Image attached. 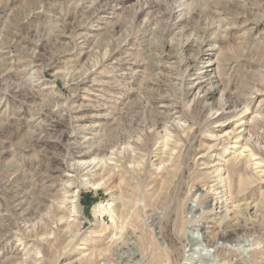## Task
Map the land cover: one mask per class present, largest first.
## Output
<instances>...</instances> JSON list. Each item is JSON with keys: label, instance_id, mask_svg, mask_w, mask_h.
I'll use <instances>...</instances> for the list:
<instances>
[{"label": "rangeland", "instance_id": "rangeland-1", "mask_svg": "<svg viewBox=\"0 0 264 264\" xmlns=\"http://www.w3.org/2000/svg\"><path fill=\"white\" fill-rule=\"evenodd\" d=\"M244 107L257 117L251 145L264 147V0H0V264H96L123 225L139 234L152 215L172 264L186 263L195 246L175 225L188 191L209 179L205 168L220 165L229 146L219 139ZM129 146L139 158L120 155L124 168L94 176L104 187L69 172L72 158L106 161ZM155 154L166 171L152 166ZM65 175L81 205L69 224L48 213ZM254 182L258 226L218 264H264ZM112 201L128 206L115 222L98 208ZM237 244L257 251L239 254Z\"/></svg>", "mask_w": 264, "mask_h": 264}, {"label": "bare ground", "instance_id": "bare-ground-1", "mask_svg": "<svg viewBox=\"0 0 264 264\" xmlns=\"http://www.w3.org/2000/svg\"><path fill=\"white\" fill-rule=\"evenodd\" d=\"M249 108L244 107L240 108L239 110L237 109L238 112H233L232 117L236 119H234L235 121L231 123L233 125L231 126L232 129L229 132H225L223 134V138L219 139L220 142L218 143L219 145L229 146L223 148L220 151V153L222 154V161L220 165L214 164L209 168H205L204 176H207L209 178L207 182H205L202 187L196 188V186L194 188H191L187 193L185 199V208L183 210L185 216H183L182 219L178 221L177 226L175 225L178 234L181 233V235L184 234V236H186V242L188 243V245L193 247L195 246L194 249L191 248L190 253L187 252V256L184 258L185 260H187V262H184V264H218V261H220L219 259H221L220 255L222 253V255H225L226 253L224 254V252H228L229 247H227V244L229 242H235L240 233L252 231L257 224V221L255 222L254 219L256 217V212L258 211V203L256 202L255 204L252 200H250L248 194H252V192L254 191H252V183H255L254 181H257L259 183V186L257 185V187L258 189H261V195H263L264 197V147L251 145V137L248 136V129H250V127L253 125V122L257 120V117L255 113L250 112ZM209 110L213 111V107L209 108ZM217 111L219 110H215L214 113H211V115H215ZM222 111L224 112V109H222ZM165 137L167 138L165 139L164 145L165 147H167L169 136ZM212 137H214V135ZM213 140L215 142L214 138ZM214 146H216V144ZM120 150V152L117 150L118 153L117 151L110 153V157L108 158V160L113 162V164H108V162H106L108 161L107 159L106 161L98 160L99 157L98 159H96L95 157H91V159L83 160L82 158H78L79 156L75 157L73 155L75 157L72 158L74 167L68 168L70 169L69 172L75 174L80 169L83 173L82 179L84 180V186L89 185L92 188L104 187L105 182L103 179L101 181L99 179V182L98 180L96 182L95 180H93V177L97 174L100 175L105 172L110 173L116 168L123 167L121 164L122 162H120L119 164L120 155H123L126 163H133L139 158L137 156L138 153L135 152L134 146H129L128 148L121 147ZM170 152L172 151L170 150ZM153 157H155V160L151 161L152 166H155L163 172L166 171L163 159L160 157L157 158L156 154ZM203 164L207 165V163ZM242 167L244 168V170H242ZM242 171H245L247 173L245 177H243L244 174ZM235 172L238 176L237 181L233 179V173ZM65 176L68 177V180H65L66 182L63 186L64 194L62 192V198L56 200L57 202L51 205L52 210L48 211V213L53 212L52 219L55 222L58 221L59 223L65 222L66 224H69L67 218L70 217V215H73L74 217L77 216L80 213L81 205L79 200L80 193L78 189H74L72 183L73 179L69 178L71 177V175ZM163 180L166 181V179ZM239 196H241V198H239ZM123 198L124 197L119 199L122 200ZM127 207V204H124V202H121L120 205L117 206L116 204H114V201L106 203L105 205L101 203L98 205V208L101 209V213H109L112 222H115L118 217H122L123 214L127 211ZM142 209V212L148 215L145 207ZM150 212L151 214L153 213L152 211ZM152 217L150 218L149 216H147L142 220L141 226L145 231L142 230L139 234H136L137 231L132 229L131 232L128 233V236H126V226L130 221H128L126 225H123V227L119 231L120 235L117 236V234H119L117 233L115 236L117 237L116 240L112 244H109V246L107 247L109 258L102 259L103 262H101L102 260H99L100 262H97L96 264H172L170 260L171 251L167 250L163 240L160 238L159 231H156L160 223H158L159 221H157V218L156 220H153ZM145 233L147 234V237L145 236ZM124 235L125 237H127L126 240H128L129 238V240L132 241L130 242V244L125 243V245L128 246V250H132V252H128L127 257H124V254H126L124 251L126 249L122 250V246H124V244L121 245L119 243L120 239L125 240L123 238ZM140 241L141 243H144V252H142L141 254L138 253V250L135 247L138 243H140ZM209 247H211L212 250H210ZM233 247L232 249H234V252H237L239 254L250 255L254 254L257 251L256 247L254 249H251L246 248L245 245L240 244H237V246ZM83 249L85 248L83 247Z\"/></svg>", "mask_w": 264, "mask_h": 264}]
</instances>
